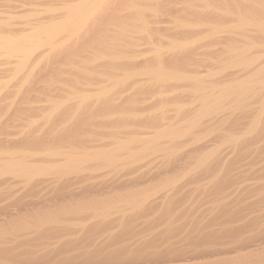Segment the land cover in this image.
Listing matches in <instances>:
<instances>
[{"label":"bare ground","instance_id":"1","mask_svg":"<svg viewBox=\"0 0 264 264\" xmlns=\"http://www.w3.org/2000/svg\"><path fill=\"white\" fill-rule=\"evenodd\" d=\"M63 9H65L66 12V19L62 23H51L32 33L21 34L17 38H11L10 35H5L0 32V57L4 58V60H0V64L11 65L12 67L9 71L13 73L11 78L0 82L2 93H0V101L1 99L3 100V92L6 93V95H10L11 92L9 90L14 87H16L18 91H21L20 94H22L23 91H26L25 93L28 94L27 90L31 87L33 88L32 84H34L33 82L35 81L33 77L38 73V75L42 74L41 77L43 73L51 76L55 64L58 62L61 63V58H63L61 61L64 60L62 66L63 71L72 74L79 73V67L74 65L77 56L89 54L93 52V50L102 49L100 43L111 38V32L118 31V36L122 39L127 38L129 34L126 30L129 25H131L130 23H137L142 27L137 33L141 39L148 43V51H151L150 53L153 60L152 67L141 72V76L157 81L156 83L159 82L160 87H165L170 84L171 85L168 87H171L172 84L186 80L190 83V77L185 76L184 78V76H179V74L176 73V70L172 68L175 65L172 66L169 64L170 62L165 65V59L162 56L164 51L160 47V42L163 41L162 39L164 38H162L160 34L158 35L161 29H154L148 26L147 21L144 19L145 14L142 12L136 0H78L77 4L63 6ZM49 11L51 13H56L59 9L51 8ZM125 17H128L129 20L125 21ZM63 33H67V36L62 39L67 38L74 42L65 44V40H61V43L59 40L57 41ZM217 33L218 31L216 29L211 30L210 35L213 36ZM90 40L97 41L96 46L91 44L84 47V44ZM56 43L61 47V54H59L55 48ZM76 44H80V46ZM199 48L200 46H195L187 49L186 52H191ZM175 49L178 51H181V49L184 50L183 48L179 50L177 47H175ZM106 63L114 65V62L108 61ZM64 65H67V67H64ZM167 65L168 67H166ZM50 72L52 73L50 74ZM49 75L47 78L50 77ZM138 76H140L139 72L123 75L111 88H104L102 96L98 97L97 101H105V103L112 101L113 98L115 99L117 97H115L117 92H120L130 85H134ZM50 79V81L48 80V87L52 84L50 82H54L53 79L55 78ZM191 79V82H197V80H193L192 77ZM251 82H243L244 84L241 83L242 86H240V83L236 84L238 87L234 86L235 89H230L229 87L231 86L228 88L226 87L222 92L220 89L219 92L221 93L216 97L210 98L211 96H206L201 98V104L197 109L194 119L190 122V127L184 131H178L172 126H168L166 122L168 120V108L164 107L166 104H162L163 108L160 107L159 112L155 113L152 119L150 118L152 120V126L157 128L155 135L147 139L140 150L136 151L130 149L126 155L120 153L121 150L129 148L125 142H123V149L119 146L121 149L114 148L108 152H89L86 150L85 153H78V150L76 151L73 148H70L69 151L47 149V157L57 159L59 161L58 164L31 165L21 160L17 161V159L20 157L22 159V157L30 152V150L25 149V147L28 148L29 144H39L40 140L36 139V141H34V138H32V140L31 138H26L25 141L22 140L24 141L23 143H27V146L22 143V145L25 146L24 151L20 150L18 153L16 152L8 158L0 157V160L3 161V164H0V182H7V179H21V181L25 183L23 190H21V192L20 190L17 191L20 193L15 191L17 194L12 195V191H9L10 194L5 192L6 195L9 194L13 196L14 200H12V202L14 201L16 205L12 204L13 206L15 205V207L17 206L18 213L13 214L7 212V209L4 207L0 208V212L5 210L3 212H6L7 220H10L8 222L5 219V222H8V224L2 221L4 223L1 222L3 226L0 223V264H264V225L261 222L262 225H259V222H257V220L260 221V219L262 220L264 217L260 219L253 217V219L251 216V220L248 222L246 220L247 223L244 225H232L234 222L240 220L241 217L247 215L245 212L252 206H261V210H264V191H262L264 190V185H261L264 184V182L259 183L258 188V183L254 182L256 187L252 183L255 187V189H252L253 185H251V183L250 185L246 184L252 186L249 188L240 181V179L248 176L260 178H256L258 181L264 178V143H262L264 141V97L262 98V105L256 118L246 128H244L245 124L242 126L239 120V125L235 121L234 126V123L232 124L230 119V123H225L224 121V124L205 132L204 135H198L195 144L185 152H180L179 148H169V145H167H181L183 137L187 136L189 133H200L199 127L205 123L207 118L210 120H217V111L220 110L222 101L223 103L226 101L224 98H227L230 94L238 95L240 92L246 93L248 90L251 91L254 86ZM45 85L44 88L47 89ZM262 86L261 88H263ZM52 89L53 87H51V91ZM48 91L49 93H46L50 96L51 91ZM160 92L161 97H159V101L161 103H166L167 96L165 94L162 95V90ZM29 93H31L30 89ZM33 95L34 94H32V96ZM34 96L36 97V95ZM230 96H228V98ZM4 97L6 98V96ZM19 99L21 102L23 98L19 96ZM115 101L116 100L113 101L114 104H116ZM69 102L72 105L76 104L77 106H81L82 102H84V97L78 95L71 98ZM25 103L26 102H24L22 106H25ZM26 105L28 104L26 103ZM64 105L65 104L60 103L50 105L48 108L49 111L40 115L41 118L45 120L44 127H46L48 123L53 124L54 113L56 112V116L62 114ZM118 105L117 103V107L120 108ZM11 106L12 105L8 107L10 108ZM29 106L31 105H28V107ZM15 107L16 105L13 106L11 110L16 113L17 109L14 110ZM28 107L25 109L31 108ZM18 108L25 111L24 107ZM102 108H104V106ZM111 109L113 111L115 107L111 106ZM91 111L93 112L92 109ZM107 111H110V109H107ZM112 111L111 114L113 116L114 112ZM8 112L9 110L7 109V115L12 113ZM80 112L84 115V111L78 109L72 111L68 117L72 119H81L82 117H79ZM25 114H27V112H25ZM1 116L3 117V114H1ZM70 118H68V120H70ZM56 119H59V117ZM240 120H242V118H240ZM217 121H219V119ZM243 122L244 121H242V123ZM59 128L61 129V127ZM59 128L55 130L54 133L59 131ZM66 128V126L62 128L61 131L63 134ZM68 128L65 134L67 135V133H69V135H74V137H69H72L74 140L77 139L76 137L79 135L77 134L75 137L77 132H75V134L72 132L74 128L71 127L72 131H70V126ZM55 135L57 136L59 133ZM66 135H63V137ZM133 135H136V133ZM207 135L213 136V139H222V143L228 144V148L234 152V157L230 160L222 158L220 156L222 150L218 147L202 156L197 165L191 167L188 172L185 171L182 174L180 173V177L168 178L167 176L173 174L171 172L186 168L190 161L196 158V156L193 157V154H198L202 152V150H205L207 143L201 141L207 137ZM56 136L54 137L56 143L64 141L59 140L61 138L59 136V139H56ZM37 137H39V135H37ZM66 140L67 137L65 141ZM55 141L53 140V142ZM41 142L43 143V141ZM119 142L120 141H115L114 144ZM32 145H29V147ZM48 145L49 144H47V147ZM160 146H162V148H160ZM157 150L163 151V163L161 165L158 167L156 166L154 169H149L145 173H141L140 176L122 182L124 187L125 185L132 187L139 180L143 179V177H150V181L151 178L155 179V177H158L159 179L160 176H165V178H167L164 179L163 186L159 189L160 192L158 190V193H156L157 195H154L157 198L143 195L126 202L117 200L116 202L113 201V197H111L110 200L105 199L100 201L90 197H93L95 193L106 190L104 188H111V190L112 187L117 188L115 183L118 184L119 180L114 177L117 172L124 171L123 173H130L140 168L139 166L134 168L133 165L143 160V158L149 157L152 152ZM246 157H250V163L247 161L248 164L246 163V165H244L246 168L241 169ZM180 161H182L183 164H180ZM94 164H99V166L103 165L108 168V170H111V174H115L106 182L103 180V182L101 181L100 183H89V181L86 180L92 177L90 175L93 174V172L90 175H86L84 172L86 169L88 170L89 166L92 167L93 165V168H95L96 165L94 166ZM257 165L258 167H256ZM128 167V170H124V168ZM92 171H94V169ZM94 173L96 174V172ZM48 174H58L66 177V179L64 178L62 181L59 179L56 181H49L45 188V190L47 189V192L44 193L45 195L42 197L40 196L37 200H33L34 196L38 197V194L34 191V188H36L35 186L43 182L44 177ZM87 174L89 173L87 172ZM95 174L93 176H96L98 173ZM8 175H10V177H6ZM98 176L99 175H97V178ZM205 177L211 178V182L208 181L209 184L207 183V185L204 184L202 186L200 184V186H198L199 188L194 185L197 187L196 190L199 189L200 191L199 197L204 196L205 199L206 197L214 199L215 204L221 201V205L212 204V206L207 202L210 205L207 211H210L209 208L212 211L208 212L209 214L206 212L208 214L205 215L206 217L204 216V214H206L204 212L198 214L197 216L203 215L199 217H195V213H193L194 215H192V213L190 215L188 214L189 217H187V214L186 216L183 214L185 217H181L179 213L175 215L176 212L174 209L177 207L175 205L178 203L175 202V204L172 201L175 197V200L178 198L176 196V184L179 187L182 186L181 183L183 187L184 184L185 186H193L195 182L199 184L198 180L200 181V178ZM74 180L78 182L86 181V183L82 182L83 184L80 188L73 189L71 183ZM91 180H93V178H91ZM239 181L243 184L238 183ZM187 183L193 184L186 185ZM237 183L242 186L240 185L237 187ZM234 184L236 187H234ZM243 185L245 187H243ZM230 187H234L233 190H231ZM107 190L109 191V189ZM229 191L231 195H229ZM254 193L258 194H255L258 196L257 199L254 198ZM6 195L0 193V197ZM219 195L223 198L225 197L228 201L226 200L227 202L223 204L225 199L222 198V200H220L219 198L218 202L215 198ZM247 196L255 200L253 199L254 201H249L251 203L247 202L248 204H246V199H248ZM227 197H229L230 200ZM178 199L177 202L180 203L181 198ZM79 200L82 201L79 202ZM260 208L258 209L260 210ZM159 209H163L164 211H160L162 213H158L159 215L155 214ZM112 215L115 217L109 218ZM249 225L255 226H252V228H255L254 230L256 231H253L251 228V232L246 233L247 230L245 232L244 229L247 228V226L249 229ZM258 225L261 228L259 227L257 230L256 226L258 227Z\"/></svg>","mask_w":264,"mask_h":264},{"label":"rangeland","instance_id":"2","mask_svg":"<svg viewBox=\"0 0 264 264\" xmlns=\"http://www.w3.org/2000/svg\"><path fill=\"white\" fill-rule=\"evenodd\" d=\"M136 2L140 5L142 12L145 14L144 19L147 21L148 26L154 29H161L158 35L160 34V36L164 38L162 39L163 41L160 42V47L164 51L162 56L165 59V65L169 62V64L172 66L175 65L172 68L176 70V73L179 74V76H184V78L185 76L190 77V83H188V80L180 81L176 84H172L171 87H168L171 85L170 84L165 86L166 88L164 86H162L164 87L162 88L159 86V82L158 84L156 83L157 81L141 76V72H144L145 69L147 70V68L149 69L152 67L153 60L150 53L151 51H148V43L141 39L137 33L142 29V27L137 23H130L131 25H129L128 29L126 30L129 34L127 38L122 39L120 36H118V31L111 32L112 37L107 39L105 42L100 43L102 49L93 50V52L89 54L77 56L74 65L79 67V73L72 74L63 71L62 66L64 64V60L61 61V59H63L61 58V63L58 62L55 64L54 67L56 69L53 68V73L50 72V74L52 73V77L49 74L45 75L46 73H43L42 77V74L38 75L39 73L33 77V80H35L33 82L34 84H32L33 88H29L31 93H29L28 89V94L25 93L26 91H23V93L20 94L21 91H18L16 87L9 90L11 92L10 95H6V93L3 92V95L6 96V98L2 95L3 100L1 99L0 101L2 102L0 105H3L2 107L0 106L1 158H8L16 152L18 153L20 150L24 151V145L27 146V143L25 144L23 142L26 138H31V140L34 138V141H36V139L40 140L39 144H29L32 146L29 147L28 145V148L25 147V149H29L30 152L22 157V159L21 157L17 159V161L21 160L22 162L29 163L31 165L58 164L59 161L57 159H51L47 157V149L69 151L70 148H73L76 151L78 150V153H85L86 150L89 152H108L114 148L121 149L120 147L124 146L123 142H125L129 148L121 150L120 153L126 155L130 149L136 151L140 150L144 146L146 140L155 135L157 128L152 126L151 119L155 113L159 112L160 107L163 106L162 104H166L167 106L165 105L164 107L168 108V120L166 121L168 126H172L178 131H184L190 127V122L194 119L197 109L201 104V98L206 96H211L210 98L219 96L224 88L226 89V87L228 88L231 86L229 88L233 89L234 86L238 87L236 84L240 83V86H242L241 83H246L248 81L251 82L252 80L254 82L252 81L251 83L254 86L252 87L251 91L248 90L246 93L240 92L238 95L230 94L231 96L228 95L230 96L229 98L228 96L227 98L223 97L226 99V101L224 103L222 101L220 110L217 111V120L219 119V121L216 119L210 120L207 118L205 123L199 127L200 133H189L187 136L183 137L181 145H167H169V148H179L180 152H185L195 144V140L198 135H204L205 132L212 130L216 126L224 124V121L225 123H228L231 119L230 122L232 124L234 123L233 125L235 126V121L238 123L239 120L241 122L239 123L242 126L245 124L244 128H246L256 118L262 105V98L264 97V0H136ZM77 3L78 0H0V32L5 35H10L11 38H17L21 34L32 33L48 24L62 23L66 19V12L65 9H63V6H69L73 4L75 5ZM51 8L59 9V11L56 13H51L49 11ZM127 20H129V18L125 17V21ZM215 29L218 31V33L213 36L210 35L211 30ZM66 36L67 33H63V35L61 34L57 41L59 40L61 43V40H65V44L74 42L67 38L62 39ZM91 44L96 46L97 41H87L84 44V47H87ZM76 45L80 46V44ZM174 46L179 48V50L183 48L185 52L182 49V52L176 50ZM195 46H200V48L197 50L194 49V51L191 52H186L187 49L193 48ZM55 48L59 54H61V47L58 45V43H56ZM0 60H4V58L0 57ZM108 61L114 62V65H110L109 63L107 64L106 62ZM168 65L166 67H168ZM11 67V65L0 64V82L6 81L8 78L12 77L13 73L12 71H9ZM64 67H67V65H64ZM132 72H139L140 75L136 78L137 80L134 82V85H130L120 92H117L115 95V97H117L115 99L113 98L112 101H109L111 103H105V101L103 102L100 100L97 101V98L102 96L104 88H111L114 83L118 81L123 75ZM48 75L50 76L49 78H47ZM191 77L193 80H197V82H191ZM50 78H55L53 79L54 82H50L52 83L51 85L54 86L50 85V87H48L49 85L47 86V84H49L48 80L50 81ZM44 85L47 89L44 88ZM34 86L36 90L34 89ZM261 86L263 88H261ZM51 87H53L52 91ZM220 89L221 92H219ZM48 90L51 91L50 96L47 94L49 93ZM161 90L163 92L162 95L165 94L167 96H165L166 103H161L159 101V97H161ZM9 91L7 92L10 93ZM32 94L36 95V97L34 95L32 96ZM17 95L23 98L21 102L19 96ZM78 95L84 97V102H82V105L77 106L76 104H70L69 100ZM114 100H116V104H114ZM24 102H26L28 105H31L29 106L31 108H29L26 103L25 106H22L24 105ZM55 103L65 104L64 111L58 116H56L55 112V115L53 114L55 117H53L54 120L51 119L53 120V124L48 123L47 126L44 127L45 120L42 119L40 115L42 113H47L49 111V106L54 105ZM117 103L119 104L118 106H120V108L117 107ZM10 105L12 106L9 108L8 106ZM15 105L17 107L14 108V110L17 109L16 113L11 110ZM101 106H104V108ZM111 106H114L117 110L114 109L112 111ZM18 107H24V109L28 107L31 112L29 109H25L24 111ZM96 108L99 111H97ZM7 109L12 113L7 115ZM78 109L84 111L83 113L85 116L80 112L79 117H82L81 119L76 118V120L68 117L72 111H76ZM107 109H110V111H107ZM111 111L114 112L113 116ZM25 112H27L28 115L25 114ZM1 114H3V117ZM17 114L24 116L21 117ZM58 117L59 119H56ZM68 118H70L71 121L68 120ZM240 118H242V120H240ZM242 121L244 122L242 123ZM65 126L67 127L64 129L65 132L68 131L69 126L70 131H72V127L74 128V131L72 132L74 134L77 132L75 137L77 134L79 136L76 137V141L72 138L74 135H69V133L66 135L65 132L63 134L61 130ZM59 127H61V129ZM58 128L59 131L56 133H59V135L56 136V133L54 132ZM135 133L136 135H133ZM61 134L66 136L63 137ZM37 135H39V137L41 136V139L37 137ZM55 136L57 137L56 139H59V136L61 137L59 140L64 141L56 143L54 138ZM66 137L67 140L65 141ZM212 137L213 136L207 135V137L201 141L203 143H207L205 150H202V152H199L198 154H193V157L196 156V158H193L186 168H183V170L182 168L180 170L177 169L178 171L175 170V172H171L173 174L170 173L171 175L167 177H180L183 172H188L191 167L196 166L202 156L218 147L222 150L220 154L222 158L226 160L232 159L235 154L231 149L228 148V144H223L222 139H213ZM53 140L55 142H53ZM41 141H43V143ZM115 141L120 142L114 144ZM22 143L24 145H22ZM262 143H264V141ZM47 144H49L48 147ZM160 148H162V146H160ZM162 152L163 151L161 150L154 151L149 155V157H146L145 159L143 158V160L136 162L133 165L134 168L139 166L141 169L138 168L132 171L134 173L130 172L132 174L127 172L123 173L124 171L117 172L118 175L117 173L111 174V170H108V168L103 165L99 166V164H94V166L96 165L95 168H93V165L92 167L89 166V171L86 169L84 172L86 175H90L93 172V174L90 175L92 177L86 180L89 181V183H100L101 181L103 182V180L106 182L110 180L114 174V177L119 180V183L117 182L118 184L115 183L117 188L112 187V190L111 188H104L106 189L103 190L104 192L102 191L100 193L98 192L93 194L94 198L92 196L90 197L94 200L98 199L99 201L105 199L110 200L111 197H113V201L117 200L125 202L143 195H149L154 198V195L158 193V190L161 188V186H163L165 181L164 179L167 177L165 178V176H160L159 179L158 177H155V179L151 178L150 181V177H143V179L139 180L132 187L127 185L124 187L122 182L126 181L127 179L140 176L141 173H145L149 169H154L156 166L158 167L161 165L163 163ZM246 158L245 161H243V166L241 169L246 168L244 165H246L247 161L250 163V159ZM2 162L3 161L0 160L1 165L3 164ZM180 164H183V162L180 161ZM256 167H258V165ZM93 169L94 171H92ZM128 169L129 167L124 168V170ZM87 172L89 174H87ZM94 172H96V174L98 173L97 175L100 177L98 176L97 178V175ZM94 174L96 176H93ZM6 177H10V175ZM250 177L251 176L244 177L242 178L243 180L240 179V181L245 185H250V183L253 185L254 182L258 183L257 188L259 183L264 182L263 177V179L261 178L262 180L260 181L257 180L260 178L251 177L250 179ZM64 178L66 179V177L60 176L58 174L46 175L44 177V181L38 183V186H35L36 188H34V191L38 194V197L34 196L33 200H37L40 198V196L42 197L45 195L44 193L47 192V189L45 190V188L47 187L49 181H56L58 179L62 181ZM91 178H93V180H91ZM7 180L8 181L4 183L0 182L1 194L6 195L5 192L9 193V191H12L11 194L15 195L20 193L25 186V183H23L21 179ZM86 181L78 182L77 180H74L71 183V187L73 189H78L83 184L82 182L86 183ZM208 181L211 182L210 177L200 178V181L198 180L199 184L196 182V184L187 183L186 185L193 184V186H185L184 184V187L182 183L181 186L178 182L182 188L176 184V196L181 199L180 203L177 202L179 200L178 198L175 200L176 197L174 199L175 201H172L174 203H178H175V206L177 207L174 209L176 212V214L175 212L174 214L177 215V213H179L181 217H185L187 214V217H189L191 213L192 215L195 213L196 215L194 216L199 217L203 215L197 216L198 214L212 211L210 208V211H207L208 206L212 204H220L221 201L218 203L219 198L220 200L223 198L220 195V197L217 196L216 198L214 196V198L217 199L218 202H216L218 204L214 203V199L207 197L205 199L204 196L199 197L200 191L199 189L196 190V188L200 186V184L201 186L204 184L207 185ZM240 181L238 183H241ZM238 183L237 187L243 184L241 183L238 185ZM254 185L253 187L248 185L246 186L255 189L256 185L255 187ZM234 187H236V185ZM234 187H230V189L233 190ZM243 187L245 186L243 185ZM107 189H109V191ZM18 190H20V192H17ZM255 194L256 193H254V198L257 199L258 196L256 195L258 194ZM8 195L0 197V208L4 207L7 209V212L16 214L18 213V208L17 206L15 207L16 204L14 201L12 202L14 198L12 195ZM229 195H231L230 191ZM247 197L248 199H246V204H248L247 202L254 199L252 197L250 198L249 196ZM223 199H225V202L222 201L223 204L228 201L225 197ZM80 201L82 200H79V202ZM207 202L210 203V205ZM12 203L15 205L13 206ZM254 207H250L248 211L245 212L248 215H244L246 219L243 216L240 220L234 222L232 225H244L253 217L257 219L264 217V213H262L264 210H261L262 207L257 206L258 208L261 207L260 210L256 206ZM3 211L0 212V223L2 221L5 222L8 219L6 217V212L4 213ZM160 211L164 210L159 209L155 214L159 215L158 213H162ZM207 213L204 214V216L209 214ZM183 214L185 216H183ZM113 217L115 216L112 215L109 218ZM248 217L251 218L249 219ZM262 220H257L259 225H264V219ZM7 221L9 222L10 220ZM8 222H5V224H8ZM2 223L1 225L3 226L4 223ZM259 225L258 227L256 226L257 230L260 227ZM249 226V229L248 226L244 229L245 232L247 230L246 233L251 232L250 229L253 225ZM254 229L253 231H256Z\"/></svg>","mask_w":264,"mask_h":264}]
</instances>
